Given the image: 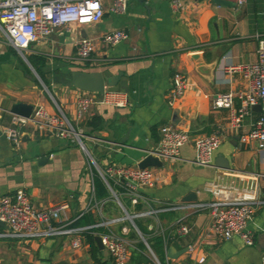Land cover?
<instances>
[{
  "label": "crops",
  "instance_id": "1",
  "mask_svg": "<svg viewBox=\"0 0 264 264\" xmlns=\"http://www.w3.org/2000/svg\"><path fill=\"white\" fill-rule=\"evenodd\" d=\"M172 1L129 0L126 12L119 15L110 10L109 0H103L100 22L61 28L50 38L30 44L23 56L0 37V198L22 190L35 208L66 203L65 215L76 218L94 193L87 156L100 169L111 165L135 168L147 153L157 151L159 128L171 125L188 133L190 142L178 157L162 159V167L154 169V187L140 191L150 208L159 202L179 203L188 192L196 194L197 202H207L211 200L206 191L209 184L244 187L258 176V198L264 201V152L239 140L260 113L251 110L242 127L230 131L228 110L212 109L216 96L246 90L242 78L225 69L256 61L257 38H264V0H247L241 8L232 2L227 7L214 0H177L181 10L173 8ZM120 30L126 33V40L114 46L102 43V36ZM81 39L95 44L86 62L77 56ZM32 70L37 77V71L41 74L53 100L41 84V90L36 86ZM75 71H102L106 76L121 72L116 86L109 90L123 94L126 107L92 104L79 119L77 102L86 97L98 100L99 96L71 86L70 74ZM174 74L183 75L187 86L170 108L166 96ZM16 103L42 108L50 115L58 114L59 109L82 133L85 152L32 123L21 128V145L15 149L5 131L11 127L9 109ZM234 104L238 107L239 101L235 99ZM95 117L101 122L93 128L89 122ZM213 134L221 136L220 146L211 165L199 166L195 143ZM219 155L230 170L213 167ZM101 202V213H92L97 221L120 218L111 198ZM159 221L167 239L164 264H260L264 255V204L256 206L247 226L254 238L251 247L238 236L224 241L210 234L208 212H173ZM180 224L188 228V235L177 234ZM6 231L0 225V234ZM128 240L129 264H160L148 250L142 253L135 241ZM188 246L193 247L192 253L187 252ZM0 264L95 263L86 243L73 250L63 239L0 238ZM100 264H111L105 252Z\"/></svg>",
  "mask_w": 264,
  "mask_h": 264
},
{
  "label": "built area",
  "instance_id": "2",
  "mask_svg": "<svg viewBox=\"0 0 264 264\" xmlns=\"http://www.w3.org/2000/svg\"><path fill=\"white\" fill-rule=\"evenodd\" d=\"M109 1L111 2L110 10L113 13L120 15L126 12L129 0ZM225 1L232 2L241 8L245 6L247 0ZM172 7L176 10L182 9L181 3L177 0L172 1ZM103 16V0H0V37L19 55L23 56V51L33 42L44 41L59 29L72 24L81 27L97 24ZM126 39V33L120 30L105 34L101 41L105 46H114ZM77 47V56L81 62L88 61L95 51V44L89 39H81ZM225 71L240 76L246 83V90L236 95L228 92L216 96L212 102V109L228 110V128L230 131H237L242 127L245 117L250 115L252 107L264 105V38H257L256 61L254 63L230 65ZM186 86L187 80L183 75L174 74L172 76L166 96L170 108H173L182 98ZM98 96V100L86 97L77 102V117L79 119L92 104L115 109L124 108L127 105L123 94L109 89H106L103 95ZM235 99L239 101L238 107H235ZM36 110L32 120L11 116V127L5 131V134L15 149L18 150L21 145V128L27 123H32L37 129L51 131L57 138L68 141L85 152L82 133L72 126L59 109H57L58 114L54 115L48 114L42 108H36ZM159 136L156 153L161 160L178 157L181 148L190 142L188 133L171 125L160 127ZM239 140L243 144H253L258 151L264 152V113L259 114L251 128L241 135ZM220 143L221 136L217 134L197 140L195 143L196 164L199 166L211 165ZM87 158L102 179L110 198L115 200L123 213L127 212L123 205L124 201H127L131 208L142 204L143 210L133 213L132 217L133 220L137 218L150 219L151 223L147 229L152 235L161 236L167 240L158 219L160 214L208 212L210 234L224 241L238 236L246 247L253 246L254 238L247 226L256 206L264 204V201L258 198L260 188L257 180L260 176L253 179L254 183H249L244 187L211 183L206 189L211 196V200L207 202L194 204L159 202L156 207L150 208L140 191L153 188L156 184L154 169L115 165L99 169L89 156ZM103 204L104 202L95 200L93 193L83 214L93 212L100 214ZM67 211L68 204L66 203L48 208H35L22 190L12 195L3 196L0 198V223L7 227V231L0 234V238L63 239L69 242L73 250H80L85 245L84 235L90 233L94 237L100 238L104 252L111 264H129L127 236L133 229L154 258L136 226L130 222V227H128L124 218H100L95 224L74 227L73 223L77 217L69 218L65 215ZM176 232L181 236L189 234L188 228L182 224L178 226ZM192 251L193 247L188 246L187 252L192 253ZM260 264H264V255Z\"/></svg>",
  "mask_w": 264,
  "mask_h": 264
},
{
  "label": "water",
  "instance_id": "3",
  "mask_svg": "<svg viewBox=\"0 0 264 264\" xmlns=\"http://www.w3.org/2000/svg\"><path fill=\"white\" fill-rule=\"evenodd\" d=\"M140 2L144 3V0H140ZM214 2L215 4L221 6H227V7L233 6L231 2L225 0H214ZM32 72L33 74H35L33 70ZM35 76L37 77L36 74ZM121 76H122L121 72H119L117 76H106L102 71H75L70 74V84L74 89L81 91L83 93L103 95L106 89L114 88L116 86L117 81ZM37 79L42 85L46 94L49 96V98L53 100L47 88L41 82L39 77H37ZM251 110L255 113H264V105L263 106L256 105L252 107ZM36 111H37L36 108H34L32 105H28L26 103H16L10 107L9 114L11 116L32 120ZM161 167H162V161L156 152L147 153V155L144 158H142L137 164V168L139 169H147V168L159 169ZM213 167L221 171L230 170L229 163L221 155L217 157L215 163L213 164ZM197 201H198L197 196L193 192H188L180 200L181 203H188V204H194ZM124 215H125V219H128L135 226L133 217L129 216L127 212H125ZM0 225L5 226L2 223H0ZM94 242L100 255L103 256L104 248L100 238L95 237Z\"/></svg>",
  "mask_w": 264,
  "mask_h": 264
},
{
  "label": "trees",
  "instance_id": "4",
  "mask_svg": "<svg viewBox=\"0 0 264 264\" xmlns=\"http://www.w3.org/2000/svg\"><path fill=\"white\" fill-rule=\"evenodd\" d=\"M29 62L32 66H34V62H32L30 60H29ZM41 64H43V61H41ZM37 74L40 77L41 81L44 83V85L47 87V85L45 84V81H44L43 77L41 76V74L38 71H37ZM255 116L258 117L259 114H255ZM100 122L101 121L99 118H97V117L92 118V120L89 122V126L96 128L100 125ZM92 182H93V190H94L95 200H97V201L109 200L110 194H109L107 188L105 187L102 179L100 178L98 173L95 171H92ZM123 205H124L127 212L138 213V212H141L143 210L142 204H138L134 208H131L129 203L127 201H124ZM172 213L173 212L160 214L158 216V219L161 220L163 216L168 215V214H172ZM96 222H97V220L95 219L94 214L85 213V214H82L76 218V220L73 223V226L74 227L89 226V225L95 224ZM150 223H151L150 219H140V218L134 219V224H135L137 230L139 231V233L143 236V238H144L146 244L148 245L149 249L151 250L153 255L156 257L157 261L160 264H164V261L166 258L165 240L161 236H155V235H152L150 232H148L147 226ZM99 231H101V230H99ZM94 238L95 237L90 233H87L84 235V239H85L84 241L89 247V255L91 257V260L95 264H100V255H99V252L96 248ZM127 238L135 241V247L137 248V250H139L142 253H147V249H146L144 243L139 239V236L137 235V233L133 229L130 230ZM140 257L145 259V256L140 255Z\"/></svg>",
  "mask_w": 264,
  "mask_h": 264
},
{
  "label": "rangeland",
  "instance_id": "5",
  "mask_svg": "<svg viewBox=\"0 0 264 264\" xmlns=\"http://www.w3.org/2000/svg\"><path fill=\"white\" fill-rule=\"evenodd\" d=\"M36 74V73H35ZM35 74H32V78H33V80L35 81V84H36V86L41 90L42 88H41V86H40V82L38 81V79H37V77L35 76ZM54 111H55V109H54ZM56 112V111H55ZM75 127V126H74ZM76 129V128H75ZM77 130V129H76ZM78 131H80V130H78ZM86 159H87V161H88V158L86 157ZM94 160V159H93ZM95 161V160H94ZM96 163V162H95ZM89 164H90V162H89ZM90 166V168H91V170L92 171H95L96 172V170H95V167L92 165V164H90L89 165ZM95 166H97V163L95 164ZM98 167V166H97ZM99 168V167H98ZM100 169V168H99ZM112 201H113V203H114V205H115V208H116V210H117V212H118V217H120V218H124V220H125V224L128 226V227H130V221L128 220V219H125V215H124V213L121 211V209L117 206V203L115 202V200H113L112 199ZM128 214H129V216H133V213L132 212H127Z\"/></svg>",
  "mask_w": 264,
  "mask_h": 264
}]
</instances>
